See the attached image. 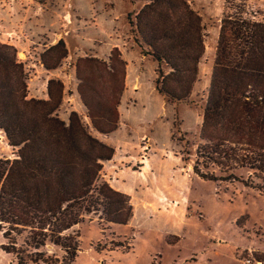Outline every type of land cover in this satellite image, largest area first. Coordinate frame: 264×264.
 Here are the masks:
<instances>
[{"label":"trees","instance_id":"1","mask_svg":"<svg viewBox=\"0 0 264 264\" xmlns=\"http://www.w3.org/2000/svg\"><path fill=\"white\" fill-rule=\"evenodd\" d=\"M132 1L144 4L135 23L130 15L127 19L141 54L157 65V92L166 101L185 102L204 55L200 16L186 0ZM226 9L195 150L206 164H195L193 172L210 178L213 169L230 175L246 168L264 179V22L244 10L231 13L228 2ZM59 47L64 48L63 41L54 49ZM114 51L110 64L89 61L106 71L107 83L113 82L111 96H98L95 86L86 93L89 83L79 78L80 101L100 135L118 128L126 63ZM16 55L13 46L0 43V130L17 149L12 162L0 160V249L17 264H70L79 250L73 229L85 221L126 225L130 198L100 180L102 164L114 150L92 136L78 113L70 112L67 122L56 115L62 102L58 81H48V100L26 99V77ZM56 87L59 95L53 96ZM16 237H23L19 245ZM48 252L62 261H50Z\"/></svg>","mask_w":264,"mask_h":264},{"label":"rangeland","instance_id":"2","mask_svg":"<svg viewBox=\"0 0 264 264\" xmlns=\"http://www.w3.org/2000/svg\"><path fill=\"white\" fill-rule=\"evenodd\" d=\"M186 1L201 18L204 55L198 81L185 102L166 101L155 88L157 65L141 54L127 19L130 15L135 23L134 17L144 5L140 2L0 0V43L17 51L26 77L27 100H48V81H58L62 102L56 115L67 122L70 112L78 113L92 136L105 145L106 137L91 128L80 101L79 78L89 83L86 93L95 86L98 96H111L108 89L113 82L109 79L107 83L106 71L89 61L110 64L117 48L129 65L121 108L124 117L145 131L152 129L153 143L160 149L167 148L170 132V147L192 179L193 166L205 163L195 156V150L226 2L231 13L244 10L245 16L264 22V0ZM60 40L64 48L54 49ZM64 52L66 56L57 64ZM44 64L57 67L46 70ZM119 83L118 79L117 87ZM58 91L59 87L52 88L53 96H58ZM16 158L17 149L9 146L0 130V160ZM208 173L210 178L194 175V182L180 192L179 202L191 215L187 222L132 230L130 226L85 221L73 229L79 250L70 264H243L248 258L264 264V179L253 177L246 168H237L230 175L216 169ZM100 180L106 182V169ZM22 238L16 237L18 245ZM47 257L52 262L62 261L52 252ZM0 264L17 262L0 249Z\"/></svg>","mask_w":264,"mask_h":264},{"label":"crops","instance_id":"3","mask_svg":"<svg viewBox=\"0 0 264 264\" xmlns=\"http://www.w3.org/2000/svg\"><path fill=\"white\" fill-rule=\"evenodd\" d=\"M121 59L126 63V69L124 89L117 110L118 128L109 135H103L106 137V145L112 147L114 154L111 160L103 164L101 174L106 169L108 185L130 198L132 216L124 226L136 230L142 226L185 223L191 215L188 207L180 203V192L194 182L195 174L192 173V179L186 175L183 160L170 147V132L167 148L160 149L153 143L152 129L145 131V128L124 117L121 108L127 91L129 65L126 59Z\"/></svg>","mask_w":264,"mask_h":264},{"label":"built area","instance_id":"4","mask_svg":"<svg viewBox=\"0 0 264 264\" xmlns=\"http://www.w3.org/2000/svg\"><path fill=\"white\" fill-rule=\"evenodd\" d=\"M243 264H261V262L260 261L253 262L250 258H248V259H244Z\"/></svg>","mask_w":264,"mask_h":264}]
</instances>
